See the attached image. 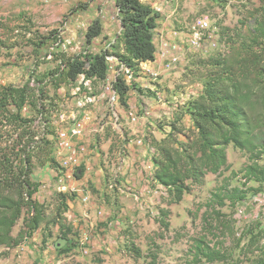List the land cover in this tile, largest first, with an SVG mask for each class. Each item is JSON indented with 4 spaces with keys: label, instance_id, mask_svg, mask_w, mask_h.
Masks as SVG:
<instances>
[{
    "label": "rangeland",
    "instance_id": "1",
    "mask_svg": "<svg viewBox=\"0 0 264 264\" xmlns=\"http://www.w3.org/2000/svg\"><path fill=\"white\" fill-rule=\"evenodd\" d=\"M183 2L179 9L186 14L187 23L201 14L211 16L220 28L217 47L190 48L185 41L188 33L185 27L182 37L177 38L185 50L181 61L172 70L162 72L157 80L141 79L134 74V79L128 82V107L122 98L111 102L107 93L99 95L95 103L83 104L86 96L80 90L83 76L61 87L57 131L70 129L73 120H83L84 135L74 138V142L87 147L82 160L86 170L82 178H75L67 191H63L58 169L49 163L43 167L36 165L33 178L41 185L34 198L54 217L61 212L59 207L62 208L60 192H69L68 210L62 213L61 221L73 227L68 236L75 247L69 252L62 250L58 224L49 226L53 233L45 244L46 226L41 223L32 237L16 247L0 246V264H152L148 253L154 246L160 247L157 264H198L193 262L190 250L195 236L202 231L205 204L223 176L208 173L204 182L186 193L181 202L168 206L171 225L165 230L159 216L161 208L167 207L164 197L168 193L153 179L154 148L150 138L152 135L159 140L164 138L176 118L186 128L193 127L187 105L203 90L210 56L233 50L241 41L238 34L249 36L257 24L258 13L253 14L254 10L263 8L264 0ZM95 19L101 20L103 33L88 48L93 52L111 49L122 31L112 0H0V37L6 42L0 44V85H22L37 75H45L48 80L50 72L60 64L56 54L64 51L76 55L86 49L85 33ZM226 28L229 31L224 34ZM113 66L109 72L111 79L118 68L117 64ZM36 83L37 80L32 81L33 86ZM50 88L53 93L54 88L51 85ZM25 110L28 115H35L28 106ZM130 110L140 116L139 122L131 120ZM102 126L104 130H100ZM47 138L54 140L55 133L48 130ZM179 138L185 139L182 135ZM227 152L231 168L224 176H230L234 170L237 175L231 177V185L243 186L245 179L241 171L248 163V154L233 144ZM259 162L264 165V156ZM247 186L254 190L260 187L261 191L250 192L237 208L222 207L234 219L235 226L234 235L226 236L222 245L231 260L240 259L238 264H256L261 255L264 262L261 254L264 237H260L262 247L255 257H247V252L242 251L240 237L249 224L256 226L255 232L264 228V183L251 180ZM22 225L21 220L14 228V235ZM250 235L248 231L246 237ZM130 240L141 248L142 257L128 252Z\"/></svg>",
    "mask_w": 264,
    "mask_h": 264
},
{
    "label": "trees",
    "instance_id": "2",
    "mask_svg": "<svg viewBox=\"0 0 264 264\" xmlns=\"http://www.w3.org/2000/svg\"><path fill=\"white\" fill-rule=\"evenodd\" d=\"M112 1L122 31L111 49L93 52L88 48L103 33L101 20L95 19L85 33L86 49L76 55L64 51L56 54L55 59L60 64L50 72L48 80L45 75H37L22 85H0V246L16 247L32 237L44 223L45 244L53 233L49 226L58 224L62 250L69 252L75 247L73 239L68 236L73 227L61 221L62 213L68 210L69 192H60L61 212L51 217L45 205L34 198L41 183L33 178V173L36 165L43 167L47 163L59 169L54 154L59 131L56 118L61 112L58 93L61 87L83 76L80 90L99 96L111 69L107 56H116L137 77L141 75L142 64L156 57L155 29L160 12L144 0ZM254 11L253 14L258 13L257 24L249 36L238 34L241 41L233 50L210 56L203 90L187 105L193 127L186 128L180 124V118H176L171 121L170 131L164 138L159 140L154 135L150 138V145L154 148L153 179L168 193L164 197L167 207L161 208L159 216L165 230L171 225L168 206L181 202L186 193L204 182L208 173L223 176L205 204L202 231L195 236L190 250L193 262L198 264L203 261L210 264L239 263L240 259L231 260L222 245L226 236L235 233L234 219L225 214L222 207L231 205L237 208L250 192L261 191L260 187L254 190L247 186L251 180L261 185L264 183V165L259 162L264 156V7ZM226 29L224 34L229 31ZM227 37L232 39L230 35ZM0 44L6 45L1 37ZM34 80L38 82L35 86L32 85ZM85 81L90 84L87 86ZM50 85L54 88L53 93ZM114 86L128 107L130 87L124 77L118 76ZM27 106L35 115L26 113ZM75 122L73 120L72 124ZM48 130L55 133L54 140L47 138ZM230 144L248 154V163L241 171L245 179L243 186L231 185V177L237 175L234 170L230 176H224L225 171L231 168L227 152ZM113 146L114 142L111 148ZM85 170L82 164L76 177L82 178ZM21 220L23 225L14 235V228ZM255 228L250 223L240 237L243 240L242 251L252 258L260 251V237H264V228L257 232ZM248 231L251 235L247 238ZM157 249L160 247L154 246L148 253L152 264L158 263ZM127 250L136 257L143 256L141 248L132 240ZM261 254H264V247ZM259 257L256 264H264L262 255Z\"/></svg>",
    "mask_w": 264,
    "mask_h": 264
},
{
    "label": "built area",
    "instance_id": "3",
    "mask_svg": "<svg viewBox=\"0 0 264 264\" xmlns=\"http://www.w3.org/2000/svg\"><path fill=\"white\" fill-rule=\"evenodd\" d=\"M146 1V0H144ZM157 11L161 12L162 8L156 7ZM188 33L185 35L186 43L190 48L209 50L215 48L218 45L220 39V28L215 25L209 14H201L196 16L192 22L186 24ZM174 39H163L159 46H157L156 57L152 63L159 62V66L142 65V71L140 78H151L157 80L162 72L172 70L183 58L185 50L183 45L178 41L179 31L173 32ZM111 69L115 63L118 65L116 69V76L111 79L108 77L107 81L102 87V93H107L111 102H116L119 98L117 90L115 89L114 82L118 76L124 75L125 81L128 83L134 79V73L124 63H121L119 59L114 55L107 56ZM110 69V70H111ZM84 80V78H83ZM88 86L89 81H85ZM86 93V92H85ZM98 96H93L86 93L85 101L83 104L95 103ZM129 117L133 122H139L140 116L134 111H129ZM100 130H104L103 126ZM84 122L83 120H76L70 129H60L57 134V142L55 149L56 160L59 164L58 181L60 188L63 191H67L68 184L72 182L76 177L78 168L82 165V160L87 153V147L84 144H76L74 138L82 137L84 135ZM85 201L88 197L84 198ZM242 212V209L240 210Z\"/></svg>",
    "mask_w": 264,
    "mask_h": 264
},
{
    "label": "crops",
    "instance_id": "4",
    "mask_svg": "<svg viewBox=\"0 0 264 264\" xmlns=\"http://www.w3.org/2000/svg\"><path fill=\"white\" fill-rule=\"evenodd\" d=\"M151 3L154 8H162L158 25L155 29V43L159 46L163 39H174L173 32L178 29L179 37H182V32L186 27V14L181 13L179 8L184 5L183 0H146ZM185 15V17H184ZM175 24V25H174ZM176 26L178 27L176 29ZM182 29V30H181ZM151 61L144 62L142 65H150ZM116 64V63H115ZM154 67L159 66V62L152 63ZM143 79V78H141Z\"/></svg>",
    "mask_w": 264,
    "mask_h": 264
}]
</instances>
